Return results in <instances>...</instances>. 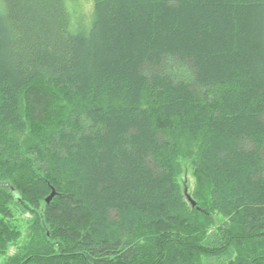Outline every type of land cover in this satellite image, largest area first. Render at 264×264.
<instances>
[{"label": "trees", "instance_id": "obj_1", "mask_svg": "<svg viewBox=\"0 0 264 264\" xmlns=\"http://www.w3.org/2000/svg\"><path fill=\"white\" fill-rule=\"evenodd\" d=\"M91 1L0 0L7 264H264V0Z\"/></svg>", "mask_w": 264, "mask_h": 264}, {"label": "rangeland", "instance_id": "obj_2", "mask_svg": "<svg viewBox=\"0 0 264 264\" xmlns=\"http://www.w3.org/2000/svg\"><path fill=\"white\" fill-rule=\"evenodd\" d=\"M74 6L80 14L89 16L92 10L91 0H74ZM179 161V173L177 176V181L179 182L182 192L187 200V202L192 206L197 205V200L193 196V192L197 186V178L195 175L193 167V157L189 155H182L178 159ZM54 188V187H52ZM51 188V191H52ZM56 190V189H55ZM188 195L195 201V205H192ZM15 209V224L21 229V236L15 240L11 245L6 254L0 253V264H7L9 259L15 256L16 253L24 252V247L27 246L32 235L31 231V214L24 211L22 208L14 205Z\"/></svg>", "mask_w": 264, "mask_h": 264}, {"label": "water", "instance_id": "obj_3", "mask_svg": "<svg viewBox=\"0 0 264 264\" xmlns=\"http://www.w3.org/2000/svg\"><path fill=\"white\" fill-rule=\"evenodd\" d=\"M56 195V190H55V188H52V191H51V193L47 196V198H46V202L47 203H49L52 199H53V197ZM18 197V196H17ZM188 198L190 199V201H191V203H192V205H195L196 203H195V201L194 200H192V198L188 195Z\"/></svg>", "mask_w": 264, "mask_h": 264}]
</instances>
